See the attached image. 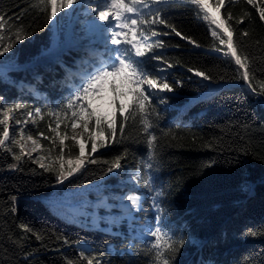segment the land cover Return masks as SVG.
I'll return each mask as SVG.
<instances>
[{"label":"trees","instance_id":"trees-1","mask_svg":"<svg viewBox=\"0 0 264 264\" xmlns=\"http://www.w3.org/2000/svg\"><path fill=\"white\" fill-rule=\"evenodd\" d=\"M33 2L0 0V14L12 18L6 23L5 32L15 23L23 26L27 36L5 54L16 63L0 66V119L8 107L25 105L13 112L14 119L26 121L16 131L23 128L25 137L31 134L48 149L52 148L50 141L39 133L52 136L48 125L55 127V123L46 113L61 103L69 85L78 81L74 74L80 52L68 49L58 61L29 64L42 60L57 37L65 43L70 22L59 19L61 12L48 24L46 16L31 7ZM211 3L215 8V0ZM160 7L162 16L181 36L165 25L154 26L159 33L169 32L153 37L165 42V47L156 51L173 65L164 75L170 81H181L182 86L175 85V92L166 94L168 103L158 106L157 135H169L163 137L157 151L151 172L154 184H146V135L139 124L131 122L125 128L126 139L122 143L110 142L99 149L94 154L98 158L96 164H87L63 183L57 182L55 173L39 167L36 158L42 152L17 162L12 153L0 148V264H86L79 257L82 249H87L85 254L101 264H152L149 243L154 238L131 237L126 227L117 224H112V232L104 230L108 225L104 219L99 220L103 228L94 227L90 217L72 212L69 207L73 205H68L61 195L86 186L78 207L105 196L113 204L114 195L126 191L121 182L127 172L137 169L142 177L137 181L144 198L142 218L155 223L153 189L162 190L164 195L159 199L166 210L169 230L185 239L175 264H264V22L243 0L231 4L225 0L219 13L222 19L226 18V10L232 14L229 30L234 31V41L240 42L238 54L249 56V84L238 78L234 61L215 50H226V46L212 37L208 22L197 14L195 5L189 0H170ZM245 11L252 13L251 18L244 17L243 23H237ZM86 15L88 18L93 14L88 9ZM243 30L249 32L248 37L238 35ZM109 54L108 50L98 52L94 59H107ZM3 58L0 63H4ZM189 68L205 72L212 79L197 77ZM213 83L223 84L213 90ZM36 108L45 113L43 119L27 116ZM60 130H64L63 124ZM12 147L19 154V148ZM71 151L75 155L78 148L72 147ZM125 151L121 168L108 173L113 159ZM58 152V147L53 148V156ZM14 163L18 164L17 169L10 168ZM48 200L56 201L54 206L62 213L68 210L70 217L53 209ZM99 211L103 215L106 209L100 205ZM80 243L87 248L78 246Z\"/></svg>","mask_w":264,"mask_h":264},{"label":"snow or ice","instance_id":"snow-or-ice-1","mask_svg":"<svg viewBox=\"0 0 264 264\" xmlns=\"http://www.w3.org/2000/svg\"><path fill=\"white\" fill-rule=\"evenodd\" d=\"M85 2L86 0H34L31 7L44 14L46 22L52 24L57 19L58 13H63V16L59 17L60 20L70 19ZM169 2L170 0H87V7L93 16L85 23L84 31H94L99 36L110 52L108 58L91 63L84 61L82 70L74 74L78 77V81L69 85L68 94L61 103L47 110L46 115L52 117L55 123V127L52 123L48 125L49 131L54 135L44 136L41 132L39 136L50 141L52 148L44 149L39 139L31 134L27 135L25 143H21L25 140L23 128L19 131L14 130L10 136L9 114L25 107L22 104H15L3 110V118L0 119V125L3 126L0 131V148L12 153L13 159L17 162L25 156L32 159V152L41 151L42 154L36 158L39 167L46 172L55 173L57 182L63 183L87 164H96L98 158L94 154L99 149L105 148L110 142L122 143L126 139L125 128L131 122L133 125L139 124L141 131L146 135L149 161L145 164L149 170L146 184L153 185L151 172L154 169L157 151L163 137L169 135V133H163L161 137L157 135V129L160 127L158 106L168 103L166 94L174 93L175 85L182 86L181 81H170L169 77L164 75L173 65L156 51L157 48L163 49L165 42L153 39L159 35H169V32H157L154 26L158 25H165L176 36H181V33L162 16L163 9L160 6ZM189 2L197 7V14L202 15V19L208 22L212 37L218 40L220 45L226 46V50L225 48L215 50L233 60L238 66V78L250 84L249 56L247 53L238 54L237 48L241 46L240 42L234 41V31L229 30L231 25H228V21L233 19L232 14L226 10V18L222 19L218 15L225 7V0H215V8L211 0H189ZM240 2L241 0H229L230 4ZM243 3L251 6L259 20L264 22V0H243ZM251 16V12L245 11L244 16L237 23H243L244 17L250 19ZM11 19V17L6 18L5 14H0V57L9 53L16 42L27 38L23 26H17L15 23L5 32L6 23ZM238 35L248 37L249 32L243 30ZM183 39L190 38L183 37ZM191 43L195 44V41ZM161 64L166 67H161ZM241 69L243 71H240ZM188 71H194L195 76L204 80L212 79L205 72L191 68ZM2 100L3 98L0 97V102ZM44 115L40 108L27 113L28 117L37 116L40 119H43ZM21 123L26 121L15 119V124ZM61 124L64 125L62 132ZM9 141L11 144L8 143ZM27 141L32 145L29 152H25ZM66 141H71V145H66ZM12 145L19 148V154L13 152ZM55 147L59 148V152L53 156ZM72 147L78 148L75 155L71 151ZM208 147L211 145L209 144ZM65 148H68L67 153ZM125 155H127L126 151L123 155L116 156L107 168V172L120 169L121 160ZM104 163L107 164L108 161ZM10 168L17 169L18 164L14 163ZM139 173L140 170L137 169V173L131 179L140 181L142 177ZM153 190L155 195L152 207L156 213L155 223L141 230V234L154 238L149 243V250L153 253L152 264H175L185 239L183 236L177 238L169 230L166 210L159 199L164 193L155 188ZM124 199L131 202V208L136 211L142 210L140 196L130 194ZM21 227L26 226L21 225ZM27 230L31 231V229ZM37 239L41 237L37 235ZM64 242L67 243V240L65 239ZM86 252L87 249L79 252V257L86 261V264H94V260L95 264H101L94 256L86 255ZM68 264H72V261H68Z\"/></svg>","mask_w":264,"mask_h":264},{"label":"rangeland","instance_id":"rangeland-1","mask_svg":"<svg viewBox=\"0 0 264 264\" xmlns=\"http://www.w3.org/2000/svg\"><path fill=\"white\" fill-rule=\"evenodd\" d=\"M86 5H87V0L85 2L84 6L82 8H80V9H78V11L70 18L69 27H68V34L66 36L65 43L62 44V42L59 41V38L57 37L55 39V41H54L53 46L49 50H47L45 52V54H44V57L41 58L42 60H38V61L36 60L35 62H30L29 64L31 66H32L33 63L38 64L40 62H46V64H47L46 60H48L49 63H50V61H58L59 57L61 55V51L62 52H65V50L67 51L68 49L71 48V46H73L72 42H76V40L79 41L78 40L79 36L83 37L81 35L82 34V29H84L85 23L87 22L85 16L87 14L88 8H87ZM74 35L76 36V38H74ZM77 35H78V37H77ZM69 37L73 38V39L72 40H70V39L68 40ZM51 56L53 58L49 59ZM3 62L5 64L6 63L9 64L10 62L16 63L14 61V58L10 57V56H4ZM0 70H1V68H0ZM222 84L223 83H213L212 86H211V89H213V90L217 89L218 87H220V85L222 86ZM37 94L40 95V93H38V92L36 93V95ZM109 95H110V93H109ZM1 105L2 104L0 102V106ZM33 111H34V109L32 110V112ZM9 115H10V119H9V133H10V136H11L13 131L16 130L18 125L15 124L14 113H10ZM33 117H35V116H33ZM77 131H79V129H77ZM52 135H54V134L52 133ZM26 139H27V137H25V140L21 141V143H25ZM40 144H41V142H40ZM31 147H32L31 142L27 141L26 145H25V152H29L31 150ZM39 152H41V151L32 152L31 155L33 154V155H37L38 156ZM89 158H91V157H89ZM45 163H47V161H45ZM136 173H137V171L129 170L127 172V177L121 182V184H122V186H126L127 190L131 189V190L137 191L136 193H139L138 182L131 179V177L133 175H135ZM86 189H87L86 186L85 187L84 186L77 187V188L75 187V188H73V190L71 192L65 191V192H63L61 194V195H63L66 198V200H67L66 203L68 205H73V206H70L69 209L72 212H74V213L79 214L81 212L83 216L90 217L88 220L90 221L92 226L97 227V228H103L102 225L99 222L100 219H104L108 224L116 223V224L119 225L120 219H116V220L113 219L114 215H112V213L109 214V215H106V213H108V211H110V209L114 206L113 204L108 202L106 196L103 197L101 203H93V204L90 205L89 202H84V204L81 207H78V206H80L81 201L84 199V198H82L80 196V194L86 193L85 192ZM121 191H122V189H121ZM114 196L117 197V195H114ZM48 201L51 204V207L53 209L61 212V210L56 207L57 205L54 206V202H56V201H54V200H48ZM100 205H103L105 207V209H106V211H105V213L103 215L99 211ZM88 207H92V208H90L89 210H87V209L84 210L83 209V208H88ZM134 211H135V213L140 212V211H136V210H134ZM69 213L70 212L67 210L66 212H64L62 214L65 217H70ZM120 224H122L121 226H123V227L126 226V229L129 232L131 237H139V238H144V239L148 238V237L143 236L141 234V230L145 229L146 227H148L150 225V223H149V221L147 219L143 220V218H141V216L136 215L133 220H129L128 219V220L123 221ZM103 229L112 232L111 226H108L107 228H103ZM78 246H80L81 248H87V245H85L84 243H80V244H78ZM110 249L113 250V247L111 246Z\"/></svg>","mask_w":264,"mask_h":264},{"label":"bare ground","instance_id":"bare-ground-1","mask_svg":"<svg viewBox=\"0 0 264 264\" xmlns=\"http://www.w3.org/2000/svg\"><path fill=\"white\" fill-rule=\"evenodd\" d=\"M86 21H88V20H86ZM82 30H84V29H82ZM72 36V35H71ZM77 37H78V35H77ZM74 38H76V36L74 35ZM70 42V41H69ZM68 42V43H69ZM70 44V43H69ZM61 53H62V51H61ZM56 56V55H55ZM97 55H92V56H88V60H92V59H94L95 57H96ZM53 57L51 56L49 59H52ZM46 61H48V60H46ZM123 188H127L126 186H122ZM127 190V189H126ZM140 193V192H139ZM135 193L134 192H132V194L131 195H134ZM141 194V193H140ZM127 195H130V194H128L127 192H125V193H122V194H118L117 195V197H116V200H118L119 201V203H120V206H121V204H122V207H124V206H128V207H130V201H128V200H126L125 201V199H124V197H126ZM122 201H125L124 203L122 202ZM119 203H118V205H119ZM113 207H112V209H114V207L115 208H118V205L117 204H114L113 203ZM117 205V206H116ZM141 208L143 209V204H142V206H141ZM135 210V209H134ZM134 210H131L130 212H128L129 214H132V219L131 220H133L134 219V217L136 216V215H138V216H141V218H142V215H141V211L140 212H138V213H135V211ZM112 211V210H111ZM80 214H82L81 212H80ZM110 214V211H108V213H106V215H109ZM113 219H118L117 217H114ZM128 220V219H127ZM130 220V219H129ZM144 220V219H143ZM123 221H125V220H120V223H122ZM119 223V225H122V224H120ZM113 224H116V223H113ZM118 225V224H117ZM108 226H112V224H108L107 226H105V228H107ZM126 227V226H125Z\"/></svg>","mask_w":264,"mask_h":264}]
</instances>
